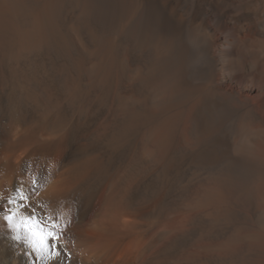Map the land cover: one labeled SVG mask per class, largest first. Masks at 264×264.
Returning <instances> with one entry per match:
<instances>
[{
  "label": "bare ground",
  "instance_id": "1",
  "mask_svg": "<svg viewBox=\"0 0 264 264\" xmlns=\"http://www.w3.org/2000/svg\"><path fill=\"white\" fill-rule=\"evenodd\" d=\"M0 264H264V0H0Z\"/></svg>",
  "mask_w": 264,
  "mask_h": 264
},
{
  "label": "rangeland",
  "instance_id": "2",
  "mask_svg": "<svg viewBox=\"0 0 264 264\" xmlns=\"http://www.w3.org/2000/svg\"><path fill=\"white\" fill-rule=\"evenodd\" d=\"M256 4H257V2H256V3H252L253 6H255ZM256 6H257V5H256Z\"/></svg>",
  "mask_w": 264,
  "mask_h": 264
}]
</instances>
